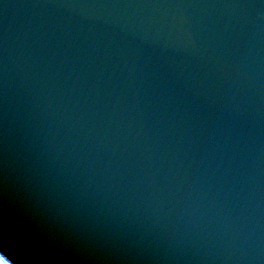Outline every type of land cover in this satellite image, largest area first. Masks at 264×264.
<instances>
[{
	"label": "water",
	"instance_id": "1",
	"mask_svg": "<svg viewBox=\"0 0 264 264\" xmlns=\"http://www.w3.org/2000/svg\"><path fill=\"white\" fill-rule=\"evenodd\" d=\"M0 254L264 264V0H0Z\"/></svg>",
	"mask_w": 264,
	"mask_h": 264
},
{
	"label": "rangeland",
	"instance_id": "2",
	"mask_svg": "<svg viewBox=\"0 0 264 264\" xmlns=\"http://www.w3.org/2000/svg\"><path fill=\"white\" fill-rule=\"evenodd\" d=\"M0 264H12L8 259H6L2 254H0Z\"/></svg>",
	"mask_w": 264,
	"mask_h": 264
}]
</instances>
